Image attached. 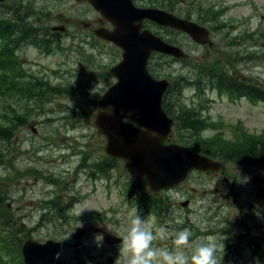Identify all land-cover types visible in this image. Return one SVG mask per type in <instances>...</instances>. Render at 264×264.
<instances>
[{
	"label": "rangeland",
	"instance_id": "1",
	"mask_svg": "<svg viewBox=\"0 0 264 264\" xmlns=\"http://www.w3.org/2000/svg\"><path fill=\"white\" fill-rule=\"evenodd\" d=\"M0 2L5 8L0 7V18L8 20L10 28L18 31L14 39L17 44L24 43L21 49L17 50L19 70H14L12 64L6 70L15 71L19 75L24 74L25 77L17 75V83L9 88L14 91H10V95L0 97V124L3 120H13L17 124V129L13 131L11 121L3 122L10 126L12 131L7 130V135L0 133L2 176L0 187L5 198L1 205L6 209V215L13 217L18 228L24 233L23 242L29 238L37 242H46L49 239L65 240L67 247L59 256L62 264H108L109 254L117 256L118 264H127V256L122 251V246L111 251L103 242L102 247H97L94 242L95 235L85 237L82 246L76 247L75 231L81 228L82 223L84 229L101 226L123 236L127 233L132 216L140 214L157 236L153 243L154 247L174 250L175 232L187 228L193 233L191 239L201 240L200 236L196 239L194 226L204 231L205 226L217 225L218 229L212 231L211 235L204 236L202 240L209 237L215 240L218 263L264 264V261L256 257L249 248L242 250L236 258L234 253L229 256L221 254L236 228L233 224L235 215L231 207L237 194L240 200L247 202V192L250 191V200L255 206L253 217L248 221L251 233L245 237L251 238L253 234L256 237L264 235V191L259 192L253 188L250 172L243 170V167L247 170H259L256 172L260 175L261 168L249 167L248 161L243 162L246 166L238 165L241 168L240 177L248 186L241 194L234 191L231 195L232 201H228L221 190H217L218 186L221 187L217 177L195 174L191 180L183 182L181 188H177L178 192L171 193L175 205L168 216V222L157 220L154 214L143 207H138L134 201L133 203L128 201L126 190L130 192L127 185L132 181L128 172H125V163L104 158L106 139L98 133L94 123L99 111L98 101L114 82L109 69L120 61L121 52L101 48L97 53L90 47L79 46L70 37L62 38L60 41V37L54 35L55 29L61 25L73 31L84 27V21L89 22L92 27L100 26L98 16L101 15L93 11L86 0L82 2L0 0ZM154 2L160 3L159 0ZM162 2L166 5L164 7L181 14L188 12L192 6L195 17L202 11L205 14L202 17L203 21L211 22L213 25H217L214 21L215 13L224 8L221 12L224 14L218 21L233 22L236 27L232 31L234 35L247 33L248 30L250 33L256 32L250 37H244L243 44L224 47V51L236 56L232 65L227 66L228 69L234 68L232 71L246 77H258L259 79H254L264 83V0H162ZM10 5H21L22 9L35 8L39 14L22 15L19 10L15 12L16 14H11L13 8H8ZM244 18L249 21H244ZM173 37L176 40V36ZM185 43L192 51L193 65L202 63L206 65L207 71H211L207 67L210 64L209 59L218 56L219 50H211L207 46L198 47L190 40H185ZM33 45L39 50L34 49ZM62 51L71 56L72 62L63 58ZM249 53L252 56L251 61H246ZM65 66L72 68L71 73L67 74L64 71ZM191 68L190 65L186 66L179 62L165 61L159 65L164 75H190L194 80L199 79L201 82L202 91L198 99L193 88L189 86L184 89L185 100L172 104L174 110L179 107L186 108V104H191V98L194 97L197 99L195 105L202 110L200 125L206 128L202 131L199 128L187 127L186 118H190L191 115H185V126L182 129L185 145L194 146L206 154L217 153L223 159H227L232 153L246 154L245 157L249 159L264 156L262 153L264 140L251 138L247 144H237L231 138L233 134L231 125L238 120L249 133L259 136L264 131V106L261 107L260 104L259 107H254L246 102H231L227 96L220 97L213 90L216 87V80L211 81L207 75L203 77L197 73L192 75ZM61 71H64L63 75ZM63 80L65 82L71 80L72 89L67 87ZM60 92L70 95L72 99L70 100L68 95L62 96ZM3 114H11V117ZM222 121L224 125L221 127ZM24 122L26 123L22 125ZM217 129L222 132L220 136L231 140L232 145H224L220 138L213 140ZM176 137L177 131L174 135V138ZM259 141L263 143H258V149L247 146ZM254 149L257 150L256 154L253 153ZM82 169L88 170L78 173ZM93 170L94 176L91 175ZM84 173L88 176L86 177ZM249 184H252L250 185L252 188ZM187 192L192 194L191 197H194L195 201L190 210H183L176 202L184 200ZM56 194H61L68 202L72 201L74 207L68 212L71 218L67 221L53 210L52 199ZM221 202L228 207H222L219 214L214 208ZM253 207L244 210L243 214H249ZM190 222L194 225L189 227L185 224ZM96 237L102 238L97 235ZM20 251L21 249L15 252L17 263L20 260ZM3 256L5 260L10 258L7 252Z\"/></svg>",
	"mask_w": 264,
	"mask_h": 264
},
{
	"label": "water",
	"instance_id": "2",
	"mask_svg": "<svg viewBox=\"0 0 264 264\" xmlns=\"http://www.w3.org/2000/svg\"><path fill=\"white\" fill-rule=\"evenodd\" d=\"M89 1L106 17L113 20L117 18L116 0ZM152 11L158 13L157 10ZM178 22L191 25L195 27L194 31L200 32L198 25L194 23L182 20ZM120 26L124 29L118 26L117 31L113 33L114 38L124 48L123 61L114 69L119 81L100 100L103 110L98 113L96 120L100 132L108 137L106 151L111 155L125 158L132 177L138 181L147 177L150 187L155 191L180 183L189 175L191 168L207 171L217 169L220 166L219 162L200 156L186 146L164 144L173 122L161 107L162 94L167 85L149 77L145 68L147 58L144 53L151 47L144 49L140 45L142 37L138 28L128 29L121 24ZM203 34L207 36L205 29L194 37L199 40L196 36ZM155 48L184 56L179 48L170 49V46ZM109 104L114 107H109ZM125 118L135 121L138 127L126 123ZM142 126L146 129H142ZM90 232H102L105 242L110 245L121 242V238L118 239L100 228L91 229ZM87 233L88 231L84 229L77 230L76 245L81 243V237ZM61 248L60 241L49 240L42 244L31 239L23 246L24 260L27 264H55L56 254ZM109 263H112V258Z\"/></svg>",
	"mask_w": 264,
	"mask_h": 264
},
{
	"label": "clouds",
	"instance_id": "3",
	"mask_svg": "<svg viewBox=\"0 0 264 264\" xmlns=\"http://www.w3.org/2000/svg\"><path fill=\"white\" fill-rule=\"evenodd\" d=\"M80 227L84 225L81 223ZM192 235L190 229L184 228L174 233V250L154 247L157 236L140 214H134L127 233L121 238L122 251L127 256V264H218L215 240L211 237L193 240ZM103 239L94 236L97 247L103 246ZM59 256L58 252L56 258Z\"/></svg>",
	"mask_w": 264,
	"mask_h": 264
},
{
	"label": "flooded vegetation",
	"instance_id": "4",
	"mask_svg": "<svg viewBox=\"0 0 264 264\" xmlns=\"http://www.w3.org/2000/svg\"><path fill=\"white\" fill-rule=\"evenodd\" d=\"M4 4H2V2H0V7H3ZM9 7H12L13 9L11 10V14L12 13H15V10H19L22 12V15H30V14H39V11H37L35 8H32V9H22L23 7L21 5H10L8 6ZM2 9H5L4 7ZM224 10V8H223ZM222 9L219 10L217 13H215V18H214V21L216 22V26L219 27V24H221V29L219 32H221V30H223L224 26H225V29H228V28H231L232 31H234L236 29V27L234 26L233 22L230 23V22H223V23H220L218 21V18L220 16H223L224 13H221L223 11ZM228 10V9H227ZM94 11V10H93ZM98 13V12H97ZM16 14V13H15ZM205 14H199V16L197 17V20L201 21L203 20V16ZM98 19H99V25L100 26H97V27H92L90 25L89 22H86L82 19V21H84V27L80 28V29H75L74 31L71 29V32L70 31H66V28L64 30V32H58L57 34V30L55 32V34H57L59 37H64V38H72L74 40L75 43H77L79 46L81 47H86V48H92L94 49L95 52L99 53L101 48H104L105 50H117V51H120V48H118L116 45H114L113 43L107 41V40H104V39H101L98 35H97V31L100 29V28H105V27H108L110 25V23L101 15V16H98ZM208 24H212L211 22H208ZM89 26V27H88ZM99 27V28H98ZM210 31L212 30V27H207ZM228 32L226 31V33H221V35L219 36H213L216 40H219V43L223 42L224 39H228V38H231L233 40H238V38H240L241 35H234L233 32ZM169 32L174 35L175 33L178 35L179 33H184L185 35H183V39L185 40H190L191 38L189 37L188 34H186L185 32H182V31H179V30H175L173 28H171V30H169ZM212 35H213V32L211 31ZM171 35V36H172ZM244 35V34H243ZM242 35V37H243ZM190 38V39H189ZM185 40L182 41V46L187 49V46H186V43H185ZM173 42V41H172ZM95 43V44H94ZM34 46V49L36 50H39L37 46L33 45ZM75 49H78V47H75ZM188 51V50H187ZM189 52V51H188ZM94 54V53H93ZM167 59H169V57H167ZM170 59H173L172 56H170ZM175 59V58H174ZM67 61L68 62H72V59H71V56L67 53ZM169 63V61H168ZM232 79L234 78L235 74L233 73L232 74ZM162 78H167V79H170V86L173 84V78H171L169 76V74L167 75H164L162 73ZM235 79H241V80H247L248 78L246 76H244L243 74H239L236 76ZM234 87L236 89H238L237 87V83L234 84ZM170 109L172 110L173 109V106L170 107ZM175 117H180V115H177ZM174 117V118H175ZM176 120V118H175ZM226 167L224 170H222L221 172H213V173H207L208 176H211V175H214L217 177L218 180H220V184H221V187L226 190V191H229L230 190V187L232 184H230V180L234 179L237 175H239L241 172L238 165H235L233 163H229V165L227 164H224ZM236 166V168H233V166ZM246 172H250V176L251 178H253L254 176V172L252 171V169H249V170H244ZM264 173V172H263ZM235 182H236V189H238L239 186H241V181L239 178H236L235 179ZM220 186L217 187V190H221V193L224 194V192H222V188ZM237 200L234 201V203L236 204V207H235V212H234V215L235 217H238L239 215H241L243 213L244 210H247V209H250L251 207L254 206V202L251 201V194L248 193V201L245 202L243 200H240V196H236ZM192 198H189V200H191ZM255 210V206L252 208V211L249 213V214H245L242 218V221H241V224L240 226H245L247 229L249 228V225L246 223V221L248 220H251L252 217H253V211ZM245 223V224H244ZM250 229V233H251V227L249 228ZM249 233V234H250Z\"/></svg>",
	"mask_w": 264,
	"mask_h": 264
},
{
	"label": "trees",
	"instance_id": "5",
	"mask_svg": "<svg viewBox=\"0 0 264 264\" xmlns=\"http://www.w3.org/2000/svg\"><path fill=\"white\" fill-rule=\"evenodd\" d=\"M13 22V21H12ZM6 25L8 24V20L6 19H1L0 18V36L7 39L9 37V31L6 30ZM5 39H3V43L5 42ZM220 71V68H216L215 72ZM7 78L4 77L3 80L0 81V94L1 95H10V91H14V90H9L10 87H8V82H7ZM221 87L227 86L224 84H220ZM178 101H181V96L178 92H175V90L172 88L170 91L167 92L166 97H165V102H164V107L170 111V107L173 103H176ZM184 111H186L187 113H192L191 111H187L186 109H183ZM74 115V113L72 114ZM186 120L188 121V125H190V127H197L199 125V121L197 120V118L195 116H190V118H186ZM11 121V124L13 125V131L15 129H17V124L13 121V120H3V122H9ZM0 124V133L3 135H7L6 131H12L10 126L5 125L4 123ZM203 128V126H202ZM201 129V127H200ZM258 143H263V141H259V142H255V144ZM222 144V143H221ZM224 145L230 146L232 145L231 143H226L223 142ZM257 147V146H256ZM262 153L264 155V147H262ZM258 149V148H256ZM254 149V154L257 153V150ZM207 152V151H206ZM213 155H218L217 153H213ZM231 158L233 159H239L240 161L246 162L248 161V163H254L255 165L260 164V165H264V156H254L252 158H246V154H241V153H232L229 155ZM2 178V176L0 175V179ZM2 192V188L0 187V221L3 225V227L0 230V243L4 245V243L8 244V245H14L15 247L19 248L21 243L23 242L22 239V230L20 228H18L17 226V222L16 220L11 217V216H7L6 212L3 207V205H1V201L3 199H5L3 197ZM144 193L146 194V190H144ZM148 193L153 196L152 192L148 190ZM162 202H164L163 200H160ZM153 204H155L153 202ZM159 204V203H158ZM156 205V204H155ZM167 208V206H165ZM54 209V207H53ZM22 261V260H21ZM20 264H23V262H20Z\"/></svg>",
	"mask_w": 264,
	"mask_h": 264
},
{
	"label": "bare ground",
	"instance_id": "6",
	"mask_svg": "<svg viewBox=\"0 0 264 264\" xmlns=\"http://www.w3.org/2000/svg\"><path fill=\"white\" fill-rule=\"evenodd\" d=\"M122 12V11H121ZM109 17H111L109 14H107ZM123 33V32H122Z\"/></svg>",
	"mask_w": 264,
	"mask_h": 264
}]
</instances>
